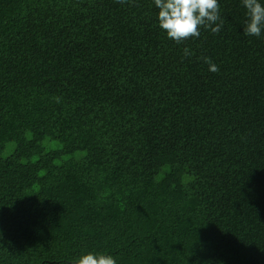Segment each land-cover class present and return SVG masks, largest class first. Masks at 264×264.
<instances>
[{
  "label": "trees",
  "instance_id": "16d2710c",
  "mask_svg": "<svg viewBox=\"0 0 264 264\" xmlns=\"http://www.w3.org/2000/svg\"><path fill=\"white\" fill-rule=\"evenodd\" d=\"M218 2L177 44L154 0H0V264H264V31Z\"/></svg>",
  "mask_w": 264,
  "mask_h": 264
},
{
  "label": "clouds",
  "instance_id": "9594fccd",
  "mask_svg": "<svg viewBox=\"0 0 264 264\" xmlns=\"http://www.w3.org/2000/svg\"><path fill=\"white\" fill-rule=\"evenodd\" d=\"M117 2L123 4L127 0ZM154 4L158 9L160 29L177 44L193 37L198 38L201 27L218 34L223 25L218 0H154ZM242 5L247 14L243 32L249 36H261L264 31V3H261V0H242ZM183 54L191 56L193 52L185 47ZM202 59L208 64L209 71H219L218 66L209 57ZM72 264H117V261L110 254L88 251L78 256Z\"/></svg>",
  "mask_w": 264,
  "mask_h": 264
}]
</instances>
